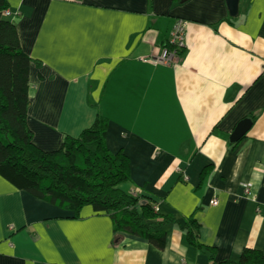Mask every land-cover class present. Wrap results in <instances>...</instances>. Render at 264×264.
<instances>
[{
    "label": "crops",
    "instance_id": "crops-1",
    "mask_svg": "<svg viewBox=\"0 0 264 264\" xmlns=\"http://www.w3.org/2000/svg\"><path fill=\"white\" fill-rule=\"evenodd\" d=\"M31 59L26 123L56 151L100 116L110 153L129 160L119 185L153 206L161 246L128 233L91 206L77 218L0 177V264H237L264 255V0H6ZM187 22L169 65L145 59ZM245 136L228 139L243 119ZM216 201V206L210 202ZM167 218L168 220H164Z\"/></svg>",
    "mask_w": 264,
    "mask_h": 264
},
{
    "label": "trees",
    "instance_id": "trees-1",
    "mask_svg": "<svg viewBox=\"0 0 264 264\" xmlns=\"http://www.w3.org/2000/svg\"><path fill=\"white\" fill-rule=\"evenodd\" d=\"M6 0H0V177L33 198L71 212L77 218L84 206L104 213L111 221L115 240L128 233L161 246L158 225L146 224L157 215L149 202L120 190L130 179L129 160L121 151L106 147L107 120L97 116L76 138L64 136L56 151H43L32 140L26 123L29 108L31 59L20 48L16 28L4 19ZM168 220L167 218H163ZM186 240L208 252L198 242L197 224H185ZM237 264H264V255L245 249Z\"/></svg>",
    "mask_w": 264,
    "mask_h": 264
},
{
    "label": "built area",
    "instance_id": "built-area-1",
    "mask_svg": "<svg viewBox=\"0 0 264 264\" xmlns=\"http://www.w3.org/2000/svg\"><path fill=\"white\" fill-rule=\"evenodd\" d=\"M5 16L10 15L8 11H4ZM187 27V22L179 20L175 23L172 33L167 41V46H165L159 55H155L151 58L145 59L149 63L157 65H169L175 59H178L179 53L185 47V30ZM212 206H216L217 202L214 200L210 202Z\"/></svg>",
    "mask_w": 264,
    "mask_h": 264
},
{
    "label": "water",
    "instance_id": "water-1",
    "mask_svg": "<svg viewBox=\"0 0 264 264\" xmlns=\"http://www.w3.org/2000/svg\"><path fill=\"white\" fill-rule=\"evenodd\" d=\"M240 0H225L228 14L230 17H235L238 13V5ZM251 125V120L245 118L241 120L234 128L233 132L230 134L228 142L229 144H234L239 141L247 131L249 130Z\"/></svg>",
    "mask_w": 264,
    "mask_h": 264
}]
</instances>
